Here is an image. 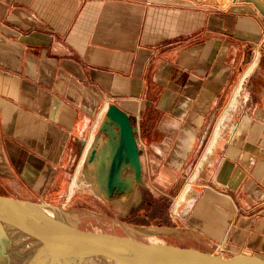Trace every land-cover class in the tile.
I'll use <instances>...</instances> for the list:
<instances>
[{
    "label": "crops",
    "instance_id": "0c3cea01",
    "mask_svg": "<svg viewBox=\"0 0 264 264\" xmlns=\"http://www.w3.org/2000/svg\"><path fill=\"white\" fill-rule=\"evenodd\" d=\"M111 103L132 119L142 163L141 182L112 196L115 213L132 216L123 225L264 258V0H0L1 194L58 208L108 196L72 183L92 137L100 158L87 156L90 173L114 152ZM226 112L227 133L208 152ZM201 155L179 219L139 222L153 208H141L138 184L168 196Z\"/></svg>",
    "mask_w": 264,
    "mask_h": 264
},
{
    "label": "water",
    "instance_id": "95a60500",
    "mask_svg": "<svg viewBox=\"0 0 264 264\" xmlns=\"http://www.w3.org/2000/svg\"><path fill=\"white\" fill-rule=\"evenodd\" d=\"M105 126L118 127V141L109 162L97 165L98 179L109 197L130 188L124 168L142 180V163L128 113L108 104ZM93 148L89 161L99 156ZM56 206L0 193V245L27 264H264V258L235 246L202 249L130 234L79 226L55 212Z\"/></svg>",
    "mask_w": 264,
    "mask_h": 264
},
{
    "label": "rangeland",
    "instance_id": "374dc122",
    "mask_svg": "<svg viewBox=\"0 0 264 264\" xmlns=\"http://www.w3.org/2000/svg\"><path fill=\"white\" fill-rule=\"evenodd\" d=\"M228 120L224 122L223 129H222V135L224 136L225 133H227V128L225 129V124L228 123ZM215 132V131H214ZM214 135V133H213ZM213 138V136H212ZM211 141V140H210ZM205 149H203L201 154H204ZM207 156V154H206ZM203 156L201 155V158L199 157L196 163L193 165V168L188 172V174L184 175V177H180L174 184L170 187L168 190V196H153L147 188H144L143 186L138 184V192L142 194V206L141 208L145 209L144 212L150 208L152 209L153 216L156 214L158 215V219H155V217L152 216V218L149 219H144V220H139L141 223H147V226H155L158 224V222H162L161 219H169L170 221L174 222L172 219V216L170 214L171 208L174 206L175 202H177V205L179 204L180 207V195H186L189 194L193 191L195 184L200 172L202 170L203 164H204V159L202 158ZM89 166L87 161L85 162L83 166V170L80 172V176L78 179L74 178L72 181V186H78V185H83L89 187V192L92 191V187L94 185L96 187H101L103 180L98 179V174H92L88 171ZM132 171L130 168H124L122 172V176L127 178V177H132ZM95 175V176H94ZM190 182V189L188 191L185 190L186 186ZM82 186V187H83ZM128 190H130L128 188ZM92 193V192H91ZM91 193H85L81 196H75L73 198V201L69 203L67 206H62L64 208H61L60 204H58L59 208L61 211L59 212L62 216H64L67 220L82 226V227H87V228H95V229H101L104 231H109V232H116L120 234H130L133 230L131 228H127L123 225V223H128L129 219L132 218L129 217L128 214H118L115 213L114 208H113V198L112 196H96ZM183 196V197H184ZM65 197V196H64ZM153 200H156L157 203L153 204L154 206L149 207V203ZM35 201V200H34ZM38 202V201H37ZM126 207H129L132 202L127 201L125 203ZM57 206V204H56ZM124 206V207H125ZM118 207V206H117ZM147 207V208H146ZM178 207V213L179 211ZM131 213V212H130ZM155 227H149L146 229V231L142 232H136L133 231L139 238L142 237V239L145 240H151L155 236L158 237L159 235L157 234V228ZM157 229V230H156ZM156 231V232H155ZM155 233V234H154Z\"/></svg>",
    "mask_w": 264,
    "mask_h": 264
},
{
    "label": "bare ground",
    "instance_id": "6f19581e",
    "mask_svg": "<svg viewBox=\"0 0 264 264\" xmlns=\"http://www.w3.org/2000/svg\"><path fill=\"white\" fill-rule=\"evenodd\" d=\"M242 82H240L237 86V88L235 89L234 91V94H233V97L230 101V104L229 105V108H234L238 102V95L239 93L241 92V87H242ZM107 107L108 105L106 106L105 110H104V113L106 115V110H107ZM228 107V106H227ZM225 112V111H224ZM227 112L222 116L220 122L217 124L216 126V129H215V132H214V135H213V138L211 139L210 141V144L207 148V151H211V149L213 148L212 146L214 145L215 142H217V140L221 137L222 135V129H223V125H224V120L227 118ZM230 118V117H229ZM228 119V118H227ZM226 126V125H225ZM93 140H94V137H92L90 143H89V146L84 154V158H83V161L81 164H85L86 162V158L88 156V153L90 152L91 148H92V145H93ZM129 180H130V183L131 185H133V183H135V179L132 177H127ZM75 182V181H74ZM73 182V183H74ZM190 186V182L188 183L186 189H188ZM55 212H60L61 209L58 208V207H55L54 208ZM0 264H27L21 257L15 255L14 253L4 249L1 247L0 245Z\"/></svg>",
    "mask_w": 264,
    "mask_h": 264
},
{
    "label": "built area",
    "instance_id": "2783aa9c",
    "mask_svg": "<svg viewBox=\"0 0 264 264\" xmlns=\"http://www.w3.org/2000/svg\"><path fill=\"white\" fill-rule=\"evenodd\" d=\"M260 55H261V52L258 51V53H257L258 59L260 58L259 57ZM178 207H179V204L177 205V202H175L174 206L171 208L170 214H171L172 219L174 221H177L179 219Z\"/></svg>",
    "mask_w": 264,
    "mask_h": 264
}]
</instances>
